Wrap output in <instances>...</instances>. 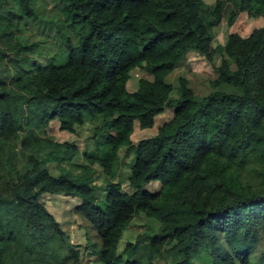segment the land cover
I'll list each match as a JSON object with an SVG mask.
<instances>
[{"label": "trees", "instance_id": "obj_1", "mask_svg": "<svg viewBox=\"0 0 264 264\" xmlns=\"http://www.w3.org/2000/svg\"><path fill=\"white\" fill-rule=\"evenodd\" d=\"M11 1L33 14L30 0H0L1 41L18 29L13 18L20 17L2 10ZM62 1L70 26L83 28L76 45L63 36L67 59L20 69L10 84L0 80V264H81L42 201L48 194L81 198L77 211L100 238L102 264L167 256L169 264H196L197 256L264 264V0ZM242 15L253 20L250 34L232 31L216 48L215 30L233 28ZM8 48L0 46V63ZM192 53L213 65L210 92L196 96L183 78L174 98L167 76ZM138 69L152 79L140 78L131 92L127 82ZM167 109L172 118L134 144L135 125L151 129ZM53 119L72 134L97 124L96 151H84L77 172L64 166L76 145L47 131ZM120 149L131 157V192L116 180ZM94 165L106 176L101 199ZM151 182L160 188L147 190ZM138 215L162 227L126 243L127 253L141 254L124 260L119 243Z\"/></svg>", "mask_w": 264, "mask_h": 264}, {"label": "rangeland", "instance_id": "obj_2", "mask_svg": "<svg viewBox=\"0 0 264 264\" xmlns=\"http://www.w3.org/2000/svg\"><path fill=\"white\" fill-rule=\"evenodd\" d=\"M207 6H213L215 0H204ZM30 5L33 14L26 15L23 13L21 5L9 2L2 8L3 13L9 17L11 14H16L20 18L15 19V26L13 28L14 35L10 40H0V46L7 48L10 55L0 63V80L10 84L17 74V71L23 69L25 72H30L37 66H47L51 62L59 64L67 59V50L65 47V40L63 36L70 38L72 44H77V38L82 33V27H71L69 17L64 13L62 0H30ZM228 7L231 4L227 5ZM9 12V13H8ZM7 24V22H5ZM254 28L253 20L247 16L242 15L237 20L233 28H229L226 23H222L215 30V37L213 44L216 48H221L222 44L230 32L236 31L242 36L246 37ZM214 35V32H213ZM21 45H33V51H21ZM18 54V55H17ZM21 58V62L17 59ZM213 65L207 63L203 57L195 53L180 62L175 69L167 76V81L174 85L173 96L176 98L179 95V84L181 79L185 78L189 82V86L193 89L196 96H205L210 92L208 80L213 74ZM140 78L152 79L142 69L132 72L131 78L127 82V88L133 92L138 88V81ZM173 116L172 109H167L162 114L156 117L155 126L151 129H140L138 124L132 134V141L134 144L140 139L151 137L157 133V128L171 119ZM96 123L87 121L83 126L77 127L76 133H69L60 130V124L57 119H53L48 126V133L57 141H68L76 145L78 154L74 157L73 161L66 163L64 166L68 170L77 172L79 169L75 164L86 163L84 159V151L90 150L95 152L94 140L91 139L93 129ZM124 149H120V164L117 165L116 180L122 182L124 191L131 192L132 189L128 186L126 178L130 174L129 162L130 158H123ZM96 169V178L98 197H103L105 174L101 168L94 165ZM51 172L58 175L59 171L54 165H50ZM151 192L160 188L158 182H151L145 186ZM47 209L54 215V217L61 224L65 233V246L69 249H78L80 254L81 264H102L98 259V250L101 248L100 238L88 222L86 217L77 211L78 205L82 202L81 198L65 195L48 194L42 198ZM162 226L155 219L146 218L144 215L134 217L129 226L125 229L123 237L119 243L118 252L123 255L125 259L140 258L141 249H137L134 253L129 254L125 251L126 243L135 242L138 235L143 233L155 234ZM170 257L158 258L152 264H169ZM208 260V259H207ZM196 264H210L202 257H195Z\"/></svg>", "mask_w": 264, "mask_h": 264}]
</instances>
